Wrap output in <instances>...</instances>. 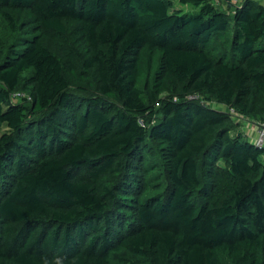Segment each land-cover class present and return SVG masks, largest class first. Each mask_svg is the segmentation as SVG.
<instances>
[{
  "label": "trees",
  "instance_id": "trees-1",
  "mask_svg": "<svg viewBox=\"0 0 264 264\" xmlns=\"http://www.w3.org/2000/svg\"><path fill=\"white\" fill-rule=\"evenodd\" d=\"M239 118L259 0H0V264H264Z\"/></svg>",
  "mask_w": 264,
  "mask_h": 264
},
{
  "label": "rangeland",
  "instance_id": "rangeland-1",
  "mask_svg": "<svg viewBox=\"0 0 264 264\" xmlns=\"http://www.w3.org/2000/svg\"><path fill=\"white\" fill-rule=\"evenodd\" d=\"M221 1H223L224 2V0H221ZM261 3H263L264 4V0H259ZM174 7L175 8H179V7H181V8H183L184 10H187V9H189L188 7H184V6H182V5H180L177 1H175V3H174ZM221 108H223V106H221ZM237 118V117H236ZM241 121H242V125H243V127H244V132L246 133V136H248L249 138H250V140H252L253 141V138H254V135H255V133H254V131H255V129H256V127H255V125H253L252 124V122L251 121H249L248 119H243V118H239ZM7 130V126L4 124V123H2V124H0V133L1 132H4V131H6ZM253 135V136H252Z\"/></svg>",
  "mask_w": 264,
  "mask_h": 264
},
{
  "label": "built area",
  "instance_id": "built-area-1",
  "mask_svg": "<svg viewBox=\"0 0 264 264\" xmlns=\"http://www.w3.org/2000/svg\"><path fill=\"white\" fill-rule=\"evenodd\" d=\"M230 1L234 4H239L242 0H224ZM255 124V135L253 138V142L258 146H264V118Z\"/></svg>",
  "mask_w": 264,
  "mask_h": 264
},
{
  "label": "crops",
  "instance_id": "crops-1",
  "mask_svg": "<svg viewBox=\"0 0 264 264\" xmlns=\"http://www.w3.org/2000/svg\"><path fill=\"white\" fill-rule=\"evenodd\" d=\"M253 125H255L254 123H252ZM243 129H244V127H242ZM254 133H255V131H254ZM253 136V135H252Z\"/></svg>",
  "mask_w": 264,
  "mask_h": 264
}]
</instances>
